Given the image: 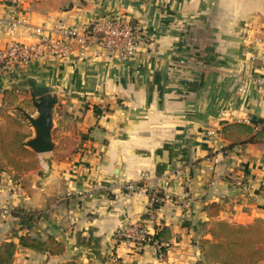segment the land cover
Masks as SVG:
<instances>
[{
  "label": "crops",
  "instance_id": "crops-1",
  "mask_svg": "<svg viewBox=\"0 0 264 264\" xmlns=\"http://www.w3.org/2000/svg\"><path fill=\"white\" fill-rule=\"evenodd\" d=\"M112 12L148 34L136 57L92 46L84 56L75 50L0 73V115L32 103L27 79L58 96L55 149H29L33 167L16 177L0 173V210H9L0 216V244L29 233L65 246L58 255L19 247L13 264H215L204 259L202 241L213 238L216 222L264 220V140L225 152L222 133L231 122L264 123L255 81L264 74L256 41L264 34V0H0V49L35 43L38 26L46 34L59 23L82 28ZM25 110L35 113L33 104ZM128 183L139 188L126 191ZM150 189L164 200L148 226L172 233L161 256L159 244L128 243L117 232L145 213ZM219 201L217 215L205 211ZM79 233L98 246L78 245Z\"/></svg>",
  "mask_w": 264,
  "mask_h": 264
},
{
  "label": "trees",
  "instance_id": "trees-1",
  "mask_svg": "<svg viewBox=\"0 0 264 264\" xmlns=\"http://www.w3.org/2000/svg\"><path fill=\"white\" fill-rule=\"evenodd\" d=\"M20 104L24 109L32 107V103L28 100H24ZM11 107L12 106H8L3 111L6 121L3 130L2 128L0 129V173L16 172L14 174L16 177L19 172L33 167L37 160L30 162L31 157H34V153L22 145V141L29 135L26 121L22 117L21 111L17 110L16 107L9 112L8 110L11 109ZM222 133L228 142L227 145L223 147L225 152L237 145L264 140V126L256 128L243 121L226 124L222 128ZM159 195L161 196L162 194ZM161 203L162 202L156 203L154 207L158 208ZM223 203L224 201L209 203L204 209L210 215H217ZM12 214L30 220L33 219L32 211H27L23 208H14ZM147 216H149V214H145V217ZM216 226H218L224 235L221 236L222 233L212 228L211 233L213 238L202 241L204 244V259L208 263L259 264L260 262H264L263 219H258L254 223L247 225L219 221L216 222ZM171 238L172 233L170 228L168 226H161L156 228L149 243L160 245L158 254L161 256L165 254L166 245ZM77 240L80 246H88L91 248L98 246V244L93 243L91 239L82 236L80 233L77 234ZM206 246H208V248ZM19 247L30 248L40 252H48L53 255L62 254L65 251V246L55 236H50L47 240H41L29 233H25L19 237L18 242L7 239L0 244V264H13L15 253ZM217 249H221V253H219ZM61 264L81 263L69 260ZM119 264L122 263L120 262Z\"/></svg>",
  "mask_w": 264,
  "mask_h": 264
},
{
  "label": "built area",
  "instance_id": "built-area-1",
  "mask_svg": "<svg viewBox=\"0 0 264 264\" xmlns=\"http://www.w3.org/2000/svg\"><path fill=\"white\" fill-rule=\"evenodd\" d=\"M44 27L35 28L38 40L35 43L12 41L9 46L0 49V73H16L20 67L29 65L35 59L46 56L67 57L75 50L84 56L85 52L92 46H99L110 56L121 59L136 57L143 44H149V36L139 25L133 24L130 19L118 12L106 14L99 20H95L82 28L68 26L63 23L57 24L52 33H44ZM263 45L264 56V34L256 38ZM258 86L264 92V74L255 79ZM246 80L242 79L240 91L246 90ZM264 126V123L261 125ZM213 134V131H209ZM139 186L125 184L124 190L134 191ZM149 202L146 211L134 221L123 224L118 229L121 240L139 246L148 244L155 229L150 230L148 224L153 222L157 208L154 205L164 200L158 189H150ZM8 208L0 210V216L8 213ZM145 214L149 216L145 217Z\"/></svg>",
  "mask_w": 264,
  "mask_h": 264
},
{
  "label": "water",
  "instance_id": "water-1",
  "mask_svg": "<svg viewBox=\"0 0 264 264\" xmlns=\"http://www.w3.org/2000/svg\"><path fill=\"white\" fill-rule=\"evenodd\" d=\"M25 84L29 89L35 113L17 107L33 130V135L24 139L22 145L37 154L51 152L57 145L53 137V129L55 126L54 110L58 96L49 87L38 85L32 79H27Z\"/></svg>",
  "mask_w": 264,
  "mask_h": 264
},
{
  "label": "rangeland",
  "instance_id": "rangeland-1",
  "mask_svg": "<svg viewBox=\"0 0 264 264\" xmlns=\"http://www.w3.org/2000/svg\"><path fill=\"white\" fill-rule=\"evenodd\" d=\"M12 107H11V109H9L8 111L9 112H11L12 111ZM6 112H7V110H6ZM2 114H3V112L1 113V121H0V129L2 128V130H3V128H4V126H5V121H6V118H5V113L3 114V116H2ZM58 140L60 141V143H64V139H60V138H58ZM34 160H37V158H32L31 157V159H30V162H32V161H34ZM213 228H215L216 230H218V232H220V233H222L221 234V236H223L224 235V233L223 232H221V230L218 228V226H214ZM219 233V234H220ZM207 248H208V246H206ZM221 249H217V251L219 252V253H221V251H220ZM211 257H214V256H211ZM215 258V257H214Z\"/></svg>",
  "mask_w": 264,
  "mask_h": 264
}]
</instances>
